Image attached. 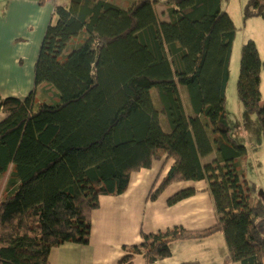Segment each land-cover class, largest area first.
Returning <instances> with one entry per match:
<instances>
[{
  "label": "trees",
  "instance_id": "trees-1",
  "mask_svg": "<svg viewBox=\"0 0 264 264\" xmlns=\"http://www.w3.org/2000/svg\"><path fill=\"white\" fill-rule=\"evenodd\" d=\"M226 2L55 6L32 90L23 98L0 95V172L9 168L0 199V264H50L53 246L86 244L101 195L123 193L133 171L160 159L171 163L149 197L172 183L179 184L168 204L208 190L217 220L198 229L141 230L138 243L122 245L119 262L165 259L174 242L221 231L224 264H264V202L254 198L241 167L246 149L232 136L225 109L236 33ZM156 4L167 19L158 18ZM243 13L264 19V0H246ZM262 63L255 41L246 39L237 97L264 135ZM198 182L205 184L198 189Z\"/></svg>",
  "mask_w": 264,
  "mask_h": 264
},
{
  "label": "crops",
  "instance_id": "crops-1",
  "mask_svg": "<svg viewBox=\"0 0 264 264\" xmlns=\"http://www.w3.org/2000/svg\"><path fill=\"white\" fill-rule=\"evenodd\" d=\"M69 0H0V95L25 97L34 84V66L47 24L53 20L57 4ZM246 1V0H244ZM160 17L167 19L163 4ZM157 5L154 6L156 8ZM226 5V10H227ZM156 10V9H155ZM4 113L0 110V120ZM171 160H154L150 168L131 173L126 190L118 195H101L100 205L91 212V229L86 244L63 242L49 251L50 264H122V245L138 243L146 232L181 224L190 229L207 227L217 220L208 190H197L190 198L168 204L169 195L179 183H172L152 199L149 191L157 178L167 172ZM163 167V168H162ZM158 171V172H157ZM7 172H0L1 192ZM154 179V181L151 179ZM4 180V182H3ZM198 182L197 188L204 186ZM1 194V193H0ZM2 194L0 195L1 199ZM151 209L146 215V205ZM227 248L223 233L216 231L203 239L179 240L172 244L171 256L146 263L136 255L130 264H224ZM226 264H239L228 262Z\"/></svg>",
  "mask_w": 264,
  "mask_h": 264
},
{
  "label": "rangeland",
  "instance_id": "rangeland-1",
  "mask_svg": "<svg viewBox=\"0 0 264 264\" xmlns=\"http://www.w3.org/2000/svg\"><path fill=\"white\" fill-rule=\"evenodd\" d=\"M244 4V0H227L225 4L228 5L227 12L236 26L230 58L229 78L225 92V109L232 136L236 142L243 144L246 149L245 158L241 167L244 169L246 177L255 185V190L253 192L254 198L264 202V135L256 115L244 109L237 97L236 91L242 43L246 41V39H253L257 45L261 63L264 60V19L261 16L244 17ZM156 5V13L161 20L163 19L160 17L162 6ZM260 90L261 99L264 103L263 63L260 70ZM163 126L165 128L164 124ZM6 172L8 175L9 168ZM159 177L155 181L157 184L161 181ZM154 179L152 177L151 181H154ZM0 189H2L1 183ZM2 192L0 190L1 194ZM145 209L146 215H148L151 209L150 204H147ZM262 223L264 228V220Z\"/></svg>",
  "mask_w": 264,
  "mask_h": 264
}]
</instances>
